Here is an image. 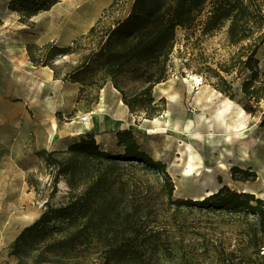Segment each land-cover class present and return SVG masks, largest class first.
I'll list each match as a JSON object with an SVG mask.
<instances>
[{"label": "rangeland", "instance_id": "374dc122", "mask_svg": "<svg viewBox=\"0 0 264 264\" xmlns=\"http://www.w3.org/2000/svg\"><path fill=\"white\" fill-rule=\"evenodd\" d=\"M9 1L0 0V264H50L38 262L39 251L27 245L12 254L14 240L49 207L64 205L70 195L76 199L88 187L90 178L63 174L54 190L56 169L47 165L40 152L50 150L46 145L56 119L72 121L78 117L75 111L94 110L102 89L110 84L132 103L131 109L138 118L151 121L149 132L155 151L165 152L170 158L167 171L172 187L166 186L162 172L144 168L142 164L121 162L109 170L116 197L127 204L130 211L135 204L142 205L140 215L149 228L160 229L163 244L153 259L159 264H264V250L258 253L254 245V234L258 231L256 216L177 206L172 201L177 198L201 200L224 184L264 199V127L260 126L263 112L250 116L249 123L242 129L235 128L240 119L233 117L229 124L235 122L234 127L225 125L222 132L216 133L205 131L204 119L199 116L201 130L195 132L194 137L186 133L183 138L176 122L180 108L173 105V97L183 87L189 86L194 92L203 83L229 98L233 94L231 99L242 105V82L250 77V71L242 68L241 60L245 59L249 45L261 40L264 27L254 26L249 36L237 44L229 39V21L217 31L205 34L203 27L212 9L210 2L194 27H179L167 63L166 79L162 81L172 88L169 99H172V116L168 118L164 115L168 101L154 95L159 83L148 89L143 78L125 72L117 76V88L104 65V58L96 57L106 41L107 31L128 16L133 0H60L51 10L29 20L10 10ZM94 20L97 30L93 34L88 35L89 29L69 41L74 33ZM67 24L75 28L59 32L57 41L46 40L48 27ZM52 45H72L73 53L48 59ZM30 54L53 64L57 76L50 65L32 62ZM256 55L264 70V43ZM85 59L88 63L82 70L66 77ZM198 79L199 82L194 83ZM187 100L186 97L183 106L185 112L191 114L190 110L196 108L192 99ZM68 102L80 103V110L75 107L72 112H55ZM261 109L264 110V99ZM208 134L222 137L232 134L227 147L231 151L225 149L226 141L221 138L222 142L206 153L204 139L200 136ZM56 155L64 160L69 157L63 152ZM190 165L192 171L186 173ZM234 165L252 168L257 178L245 180L238 174L234 179L231 173ZM95 168L94 174L105 171L103 165H95Z\"/></svg>", "mask_w": 264, "mask_h": 264}, {"label": "trees", "instance_id": "16d2710c", "mask_svg": "<svg viewBox=\"0 0 264 264\" xmlns=\"http://www.w3.org/2000/svg\"><path fill=\"white\" fill-rule=\"evenodd\" d=\"M59 1L10 0L8 6L21 18L29 20L51 9ZM208 2L212 9L203 27L205 34L217 31L229 21V39L237 44L249 36L254 26L264 27V2L261 0H134L128 16L107 31L106 41L96 55L104 58V65L115 86L119 88L117 76L125 72L143 78L148 83V89L164 81L167 63L176 44L177 29L194 27ZM96 30L94 25L88 35ZM263 43L264 35L259 42L249 45L245 59L241 60L242 68L250 71V77L242 82V106L251 114L263 112L262 127L264 70L260 68V59L256 54ZM72 53V45H52L47 57L54 59ZM30 55L36 65H50L57 76L53 64ZM87 59L68 72L66 77L82 70L88 63ZM230 97L233 98V94ZM122 98L131 109L132 103L124 94ZM116 135L118 146L123 147L122 152L101 149L93 132L81 135L64 151L44 149L40 152L47 165L56 169L54 190L59 177L68 173L86 176L90 178V183L76 199L70 195L67 203L49 207L34 222L25 226L14 240L12 254L27 245L39 251L38 262L50 264H159L153 256L163 244L160 229L149 228L140 215L142 205L135 204L130 211L127 204L116 197L109 170L121 162L142 164L144 168L162 172L166 186L172 187L167 164L143 150L134 131L118 130ZM60 152L69 154V157L66 160L58 158L56 154ZM98 164L103 165L105 171L94 174V166ZM231 173L234 179L238 178V174L245 180L258 176L252 168L242 169L236 165L231 167ZM171 190L170 200L173 197ZM172 201L177 206L256 216L258 231L254 234V245L258 253L264 250V199L255 193L237 191L224 184L201 200L177 198Z\"/></svg>", "mask_w": 264, "mask_h": 264}, {"label": "crops", "instance_id": "0c3cea01", "mask_svg": "<svg viewBox=\"0 0 264 264\" xmlns=\"http://www.w3.org/2000/svg\"><path fill=\"white\" fill-rule=\"evenodd\" d=\"M95 21L96 20L86 25V27H83L81 31L74 33L69 41L76 36L86 33L95 25ZM73 27L75 28L72 24L54 28L48 27V37L46 40L52 42L57 41L59 39L57 37L59 32H67L68 30L73 29ZM159 84L160 85L155 88L156 93L154 95H156L157 98H165L168 101V109L165 111L164 115L171 118L172 102L170 101H172V99H169L172 94V88H168V86L166 87L164 85L165 82ZM102 90V95L97 107L94 110L87 112L90 114L89 120L84 121L82 116L86 114V112L79 111H75V114L78 117H74L72 121H58V119H56L52 126V137L46 145L47 149L64 151L81 135L87 132H93L101 149L122 152L123 147H120L117 144L118 139L116 132L118 130L130 129L136 134L137 140L143 150L147 151L156 160H161L168 165L170 163V158H168L165 152L158 150L155 151L149 132L152 128L151 121L146 118H138V116L131 111L129 106L124 103L121 93L113 85H106ZM186 97L188 100L192 99L191 103L196 108V110L191 111L190 107H188L191 114L185 112L183 106ZM173 99V101H175L173 102V105L178 109L180 108L178 111L180 117L176 122L177 130L182 133L183 138L186 133L188 136L191 135L194 137V135H196L195 132L201 130V124L198 123L199 116L204 119V123H202L204 130L213 133L222 132L226 127L225 125L234 127L235 122L232 125L229 124L233 117L240 119L237 123L238 127H235L236 129L244 128L245 125L249 123L250 116L253 117V114L248 113L240 103L223 95L222 92L218 91L215 87L206 83L200 85L194 92L189 86L187 89L183 87L179 93L175 94ZM77 104L78 105H73L69 102L68 104L64 103V105L56 109L55 112L63 110L72 112L75 107L80 110L81 104ZM219 120L222 122L220 121L218 123ZM217 123L219 125H217ZM177 154H179V152ZM192 154L194 156V153ZM192 159L193 157L191 156V162L194 161Z\"/></svg>", "mask_w": 264, "mask_h": 264}, {"label": "bare ground", "instance_id": "6f19581e", "mask_svg": "<svg viewBox=\"0 0 264 264\" xmlns=\"http://www.w3.org/2000/svg\"><path fill=\"white\" fill-rule=\"evenodd\" d=\"M239 132H236V136H239ZM204 139V149L205 152L207 153L210 149L212 148H216V145L220 142H222L221 138H224V140L226 141V145L225 146L228 151H231L228 147L229 145V140H232L233 135L232 134H226L223 137L219 136V135H215V134H208L206 136H200ZM241 157V156H239ZM190 171H192V166H189V169H187L186 173H190ZM211 194V193H210ZM206 196L202 197L201 199L205 198Z\"/></svg>", "mask_w": 264, "mask_h": 264}, {"label": "built area", "instance_id": "2783aa9c", "mask_svg": "<svg viewBox=\"0 0 264 264\" xmlns=\"http://www.w3.org/2000/svg\"><path fill=\"white\" fill-rule=\"evenodd\" d=\"M198 82H199V79H198V80H195L194 83H198ZM82 119H83L84 121L89 120V119H90V114H89V113L84 114V115L82 116Z\"/></svg>", "mask_w": 264, "mask_h": 264}]
</instances>
